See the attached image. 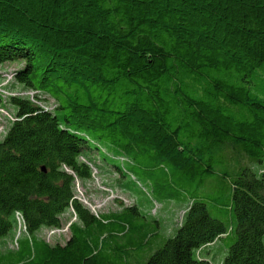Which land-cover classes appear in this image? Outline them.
Listing matches in <instances>:
<instances>
[{
  "label": "trees",
  "instance_id": "obj_1",
  "mask_svg": "<svg viewBox=\"0 0 264 264\" xmlns=\"http://www.w3.org/2000/svg\"><path fill=\"white\" fill-rule=\"evenodd\" d=\"M9 62L57 107L10 98L0 246L16 213L26 231L0 264H214L200 254L231 234L222 264H264V170L248 166L264 158V0H0ZM94 154L158 201L190 200L174 237L153 251L159 222L138 206L96 216L78 200ZM70 209L65 245L39 238Z\"/></svg>",
  "mask_w": 264,
  "mask_h": 264
},
{
  "label": "rangeland",
  "instance_id": "obj_2",
  "mask_svg": "<svg viewBox=\"0 0 264 264\" xmlns=\"http://www.w3.org/2000/svg\"><path fill=\"white\" fill-rule=\"evenodd\" d=\"M22 67V63H5L0 66V95L5 101V110H0V129L4 126L1 140L6 134L12 119H16V110L10 104L11 97L20 99H29L36 105L47 110H54L57 103L49 96L39 94L35 91L26 89L17 81L16 72ZM1 108V106H0ZM108 152L106 147H103ZM120 164L124 163L122 159H116ZM81 162L88 166L91 177L89 179L77 180L76 194L78 200L86 206L96 216L103 214L119 213L125 208L138 206L142 213L153 220L159 222L160 236L154 244L156 251L163 246L164 240L174 237L177 232L186 210L190 205V200L181 198L173 201H158L155 199L152 188L148 182L142 178H122L120 172L109 161H105L98 154L91 155L81 159ZM121 164V165H122ZM248 166L255 172L264 170L263 161L249 162ZM130 185L129 188L124 185ZM63 227L61 229L43 228L38 236L46 240L51 245H65L70 238L68 229L72 222H76V215L72 209L68 210L62 217ZM25 232L24 227L18 226L7 236L1 250L14 249L16 238ZM235 235L216 241L210 247L205 249L200 257L207 259L214 264H222L227 257L230 247L235 241ZM154 253V252H153ZM137 256L141 258L151 256L149 251L140 253ZM148 257V258H149ZM147 258V259H148Z\"/></svg>",
  "mask_w": 264,
  "mask_h": 264
},
{
  "label": "built area",
  "instance_id": "obj_3",
  "mask_svg": "<svg viewBox=\"0 0 264 264\" xmlns=\"http://www.w3.org/2000/svg\"><path fill=\"white\" fill-rule=\"evenodd\" d=\"M0 110L6 111L4 108H0ZM12 120L14 121L15 119H12ZM3 130H4V126H2L1 129H0V141H1V136H2ZM16 218H17L18 222L20 223V226L21 227H24V230L26 231L25 226H23L25 224V222H24V218H23L22 214L21 213H16ZM70 225H69V227H70ZM69 227H68V229H69ZM19 237H20V235L16 238L15 246H17V243L16 242H17V240H18Z\"/></svg>",
  "mask_w": 264,
  "mask_h": 264
},
{
  "label": "clouds",
  "instance_id": "obj_4",
  "mask_svg": "<svg viewBox=\"0 0 264 264\" xmlns=\"http://www.w3.org/2000/svg\"><path fill=\"white\" fill-rule=\"evenodd\" d=\"M5 136V135H4Z\"/></svg>",
  "mask_w": 264,
  "mask_h": 264
}]
</instances>
